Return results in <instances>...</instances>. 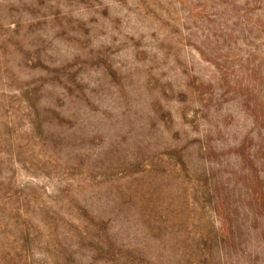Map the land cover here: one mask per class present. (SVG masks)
I'll use <instances>...</instances> for the list:
<instances>
[{"label":"rangeland","instance_id":"374dc122","mask_svg":"<svg viewBox=\"0 0 264 264\" xmlns=\"http://www.w3.org/2000/svg\"><path fill=\"white\" fill-rule=\"evenodd\" d=\"M243 81L264 0H0V264H264Z\"/></svg>","mask_w":264,"mask_h":264},{"label":"trees","instance_id":"16d2710c","mask_svg":"<svg viewBox=\"0 0 264 264\" xmlns=\"http://www.w3.org/2000/svg\"><path fill=\"white\" fill-rule=\"evenodd\" d=\"M238 86L239 88L244 87L245 89L249 90L250 94L252 95V98L249 100V102L252 103L253 110L256 111L258 109L264 108V88L257 86L256 83H251L250 81H243L242 83H239ZM251 143L252 138L248 136L244 139L243 143L232 148L233 154L236 156V158L240 162H245L248 164L241 170L242 178L244 179H251V171L252 168H255L256 164L254 154H252V152L250 151ZM205 148L213 151L211 145H207V147ZM252 180L254 179L252 178L251 182H253ZM253 190L251 191V188L246 187L241 191L240 196L247 200L248 205H250L251 207H256L264 211V186H260L259 192H257L255 189ZM224 203L226 202L217 201L215 214L217 215V218L219 220L221 230L223 231L222 235L232 237L234 233L232 225L226 221L223 214L224 208L226 207ZM232 239L234 240V237H232Z\"/></svg>","mask_w":264,"mask_h":264}]
</instances>
